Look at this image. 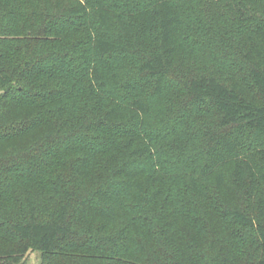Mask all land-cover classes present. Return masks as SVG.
Instances as JSON below:
<instances>
[{
    "label": "trees",
    "instance_id": "obj_1",
    "mask_svg": "<svg viewBox=\"0 0 264 264\" xmlns=\"http://www.w3.org/2000/svg\"><path fill=\"white\" fill-rule=\"evenodd\" d=\"M30 252L264 264V0H0V264Z\"/></svg>",
    "mask_w": 264,
    "mask_h": 264
},
{
    "label": "rangeland",
    "instance_id": "obj_2",
    "mask_svg": "<svg viewBox=\"0 0 264 264\" xmlns=\"http://www.w3.org/2000/svg\"><path fill=\"white\" fill-rule=\"evenodd\" d=\"M244 91L248 96L252 98H256L255 89L250 85V83L244 82ZM171 92H175L177 95H180L177 90H171ZM176 105H177V100L175 101V103L171 102L168 105L167 108L169 109V111L167 112V114L170 117L176 116L174 114L175 109L177 108ZM178 117L180 119V122L178 123V128L179 130H181V134L186 133L194 136H196L197 132H203L208 127L214 126L216 120V114L212 109L201 108V109L189 110L187 107H184V103L180 105ZM195 142L196 144L194 146L196 147L194 148L193 154L196 155L198 159H201L205 156L200 153L202 151L201 148L199 149L200 146H203L202 142L198 139H195ZM252 144L253 143H248L247 147L251 146ZM252 148H254V144L252 145ZM40 263H41V258L39 252H30L27 255L25 264H40Z\"/></svg>",
    "mask_w": 264,
    "mask_h": 264
}]
</instances>
